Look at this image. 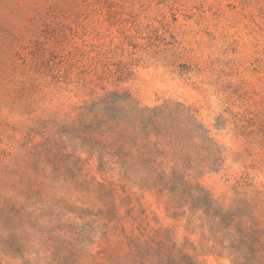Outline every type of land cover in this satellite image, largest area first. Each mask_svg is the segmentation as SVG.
Listing matches in <instances>:
<instances>
[{"label":"rangeland","instance_id":"obj_1","mask_svg":"<svg viewBox=\"0 0 264 264\" xmlns=\"http://www.w3.org/2000/svg\"><path fill=\"white\" fill-rule=\"evenodd\" d=\"M115 90L179 121L167 177L204 155L195 119L225 161L191 184L224 210L264 193V0H0V264H240L184 195L75 138L77 109Z\"/></svg>","mask_w":264,"mask_h":264},{"label":"trees","instance_id":"obj_2","mask_svg":"<svg viewBox=\"0 0 264 264\" xmlns=\"http://www.w3.org/2000/svg\"><path fill=\"white\" fill-rule=\"evenodd\" d=\"M77 111L73 128L75 138L81 141L82 146L95 145L101 150L115 151L114 156L119 158V164L125 173L142 168L150 175H156L157 183L162 188L170 194L181 193L192 209L202 210L228 232L227 248L235 260L241 259L240 264H264V225L260 221L264 218V193L256 191L250 199L238 202L240 208L224 210L199 183L191 184L193 178L190 170L197 171L206 167L217 173L225 161L224 148L215 144L208 136L209 131L195 119L193 124L201 133V143L205 144L200 148L204 155L195 160L188 154H183L178 158L179 162H175L170 169V177H167L164 172L165 162H158L157 153L163 146V140L175 150L180 143L179 134H175L179 121L176 118L170 119L168 105L140 107L139 102L128 91L115 90L85 103ZM176 113L178 116L183 115V111ZM249 123L255 126L257 121L252 118ZM193 132L187 131V136ZM150 135L155 137L154 142L150 141ZM248 135H255L252 144L255 142L264 151V130L256 128L248 131ZM162 153H165L164 149ZM175 158L176 155L172 159Z\"/></svg>","mask_w":264,"mask_h":264}]
</instances>
